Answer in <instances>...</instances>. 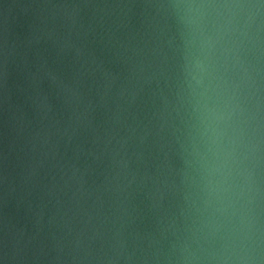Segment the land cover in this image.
<instances>
[{
	"label": "water",
	"instance_id": "water-1",
	"mask_svg": "<svg viewBox=\"0 0 264 264\" xmlns=\"http://www.w3.org/2000/svg\"><path fill=\"white\" fill-rule=\"evenodd\" d=\"M0 264H264V0H0Z\"/></svg>",
	"mask_w": 264,
	"mask_h": 264
}]
</instances>
